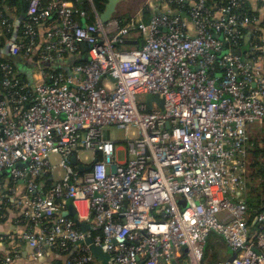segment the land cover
Instances as JSON below:
<instances>
[{"label":"built area","instance_id":"obj_1","mask_svg":"<svg viewBox=\"0 0 264 264\" xmlns=\"http://www.w3.org/2000/svg\"><path fill=\"white\" fill-rule=\"evenodd\" d=\"M23 1V20L1 19L31 72L0 63V208L17 209L32 259L49 248L101 264L91 237L109 264H171L182 249L205 264L215 233L234 253L215 264H264V209L251 217L236 199L249 126L264 122V16L247 0H146L102 22L86 0V22L71 0ZM111 127L130 133L124 145Z\"/></svg>","mask_w":264,"mask_h":264},{"label":"trees","instance_id":"obj_2","mask_svg":"<svg viewBox=\"0 0 264 264\" xmlns=\"http://www.w3.org/2000/svg\"><path fill=\"white\" fill-rule=\"evenodd\" d=\"M75 4L76 7H79L81 9L86 10L87 12V18L85 19L86 22H93L95 14L93 12V8L95 11L100 14L105 8V4L107 3V0H92V5L89 4L86 0H71ZM14 8V9H13ZM241 8H244L248 10L249 12H254L251 7L248 6L247 2L241 6ZM12 10L14 15L8 13L6 10ZM25 10H26V3L23 0H1L0 1V31L3 32L2 41L0 43V48H3V50L0 51V53L5 52L6 56H0V63H9L14 66V70L18 71L19 77L22 79H25L29 77V74L31 72V65H29L26 62L19 61L8 53V46L11 42H13L16 37L18 38L21 36L20 29L18 31H15L14 26H8L6 23L2 22V17H8L10 22L13 20L14 17H18V20H23L25 17ZM255 13V12H254ZM116 17V16H113ZM120 19H126V17H118ZM128 18V17H127ZM80 21L82 19L80 18ZM43 27L40 25V29ZM240 50V49H239ZM85 52L83 50H79L77 53V58L74 60L75 62H83L85 61ZM66 67V66H63ZM4 77V73L0 69V80ZM253 141L251 137L249 138L248 145H252ZM251 147V146H250ZM248 146V150L253 155V160L251 163V167L254 169L252 173H250V177L260 179L259 188L257 187H251L249 186L248 181L245 179V172L243 174L244 178V189L243 194L236 197L238 200H244L247 204L248 211L251 215V217L256 216L261 210L264 209V147H258L257 145L252 146L250 148ZM45 180V177L42 179L41 182ZM261 189L262 193H258L257 190ZM7 209L0 208V217L6 218ZM73 218L72 216H68ZM75 219V218H74ZM78 226V225H77ZM79 227V226H78ZM61 255L68 256L67 253L57 251ZM65 262V261H64ZM64 262H59L58 264H64Z\"/></svg>","mask_w":264,"mask_h":264},{"label":"crops","instance_id":"obj_3","mask_svg":"<svg viewBox=\"0 0 264 264\" xmlns=\"http://www.w3.org/2000/svg\"><path fill=\"white\" fill-rule=\"evenodd\" d=\"M247 2L248 6L251 7L255 13L264 16V9L260 6L259 2L256 0H247ZM139 3L141 4L131 16L135 15L141 8H143L146 0L143 2L139 1ZM6 11L14 15L12 10L8 9ZM15 18L17 19L18 17ZM243 192L244 191L237 196L243 194ZM6 215H8L6 218L0 217V264H58L59 262L65 261L66 255H61L57 251L49 248L45 250L44 255L39 259H32L31 253L33 249L29 243L21 237L25 223L18 219L17 209L8 208ZM218 236L219 235L212 233L209 237L205 246V264H215L216 262L231 257L234 254L231 249L227 247L223 239L221 237L219 239ZM171 264H189L187 249H182L176 252L172 256Z\"/></svg>","mask_w":264,"mask_h":264},{"label":"rangeland","instance_id":"obj_4","mask_svg":"<svg viewBox=\"0 0 264 264\" xmlns=\"http://www.w3.org/2000/svg\"><path fill=\"white\" fill-rule=\"evenodd\" d=\"M139 1L143 2L142 0H120L117 5L116 11L113 13V16L116 17H129L132 13H135L138 6L141 4ZM110 137L112 140L119 141L121 145L125 144V141L130 137V133L122 129H117L115 127L110 128ZM249 133L250 137L253 141L252 145H246L245 147V162H246V172H245V179L248 181L250 188L257 187L259 188L260 179L250 177V173L254 171L251 167V163L253 160V155L248 150V146L252 147L257 145L258 147H264V122L257 123L252 126H249ZM250 147V148H251ZM124 151H119L117 153L118 160L124 159ZM258 193H262L261 189L257 190ZM219 237V236H218ZM220 239V237H219Z\"/></svg>","mask_w":264,"mask_h":264},{"label":"water","instance_id":"obj_5","mask_svg":"<svg viewBox=\"0 0 264 264\" xmlns=\"http://www.w3.org/2000/svg\"><path fill=\"white\" fill-rule=\"evenodd\" d=\"M120 0H107V3L105 4V8L102 11V13L99 14L100 19L102 22H106L109 19L112 18L113 13L116 11L117 9V4ZM127 42H132V43H136L135 40L133 41H127ZM83 47L86 48V45L83 44ZM7 54L5 52L0 53V56H6ZM19 60V59H18ZM153 100H158L160 103H162V99L159 98L158 95H149L147 97V101L150 104L151 101ZM71 161L73 164H77L78 165V169L81 171L87 170L89 168V166H85V165H81L80 163L77 162L76 157L72 156ZM181 203L183 204V206H186V203L184 201H181ZM63 215H70L73 218L76 219V223L79 226V228L83 231H88L90 229V225L86 222V221H79L77 219V213L76 210L74 209L72 204L68 205V209L66 211L63 212ZM86 243L89 244V248L90 251L92 252V254L94 255V257L100 261L101 264H109V254L107 252H105V250L103 249V247L101 245H97L94 244L92 242V238L91 237H87L86 238Z\"/></svg>","mask_w":264,"mask_h":264}]
</instances>
